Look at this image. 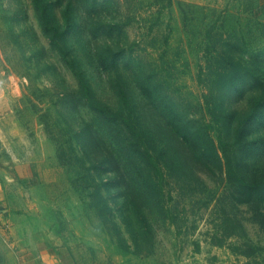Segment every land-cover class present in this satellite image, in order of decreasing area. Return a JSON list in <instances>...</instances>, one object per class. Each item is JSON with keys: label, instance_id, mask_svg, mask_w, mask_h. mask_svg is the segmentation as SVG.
I'll use <instances>...</instances> for the list:
<instances>
[{"label": "rangeland", "instance_id": "obj_1", "mask_svg": "<svg viewBox=\"0 0 264 264\" xmlns=\"http://www.w3.org/2000/svg\"><path fill=\"white\" fill-rule=\"evenodd\" d=\"M0 86V264H264V0H0Z\"/></svg>", "mask_w": 264, "mask_h": 264}, {"label": "crops", "instance_id": "obj_2", "mask_svg": "<svg viewBox=\"0 0 264 264\" xmlns=\"http://www.w3.org/2000/svg\"><path fill=\"white\" fill-rule=\"evenodd\" d=\"M7 112V99L0 86V139L4 135L3 131V116ZM10 183L0 176V225L5 221L7 217L8 209V195L10 194Z\"/></svg>", "mask_w": 264, "mask_h": 264}, {"label": "trees", "instance_id": "obj_3", "mask_svg": "<svg viewBox=\"0 0 264 264\" xmlns=\"http://www.w3.org/2000/svg\"><path fill=\"white\" fill-rule=\"evenodd\" d=\"M128 131H129V130H128ZM129 152L132 153L131 150H129ZM126 155H127V157H130L131 154L126 153ZM255 188H256L257 192H255V193L252 195V199H253V200H260V199H262V197H263V192H260V191L258 190V188H259L258 185H256Z\"/></svg>", "mask_w": 264, "mask_h": 264}]
</instances>
